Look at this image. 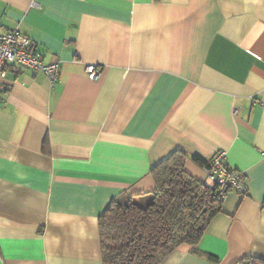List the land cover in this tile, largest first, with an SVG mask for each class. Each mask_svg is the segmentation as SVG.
I'll return each instance as SVG.
<instances>
[{
	"label": "crops",
	"instance_id": "1",
	"mask_svg": "<svg viewBox=\"0 0 264 264\" xmlns=\"http://www.w3.org/2000/svg\"><path fill=\"white\" fill-rule=\"evenodd\" d=\"M14 27L59 72L3 81L0 264H102L100 215L154 190L176 149L200 182L191 155L225 150L247 191L160 264L264 260V0H0V32Z\"/></svg>",
	"mask_w": 264,
	"mask_h": 264
},
{
	"label": "trees",
	"instance_id": "2",
	"mask_svg": "<svg viewBox=\"0 0 264 264\" xmlns=\"http://www.w3.org/2000/svg\"><path fill=\"white\" fill-rule=\"evenodd\" d=\"M187 153L176 149L150 169L155 189L139 195L120 194L100 215L102 264H160L176 247L195 246L223 198L215 186L185 170ZM191 159L207 164L197 154ZM211 260L215 258L207 256ZM234 264H264L244 256Z\"/></svg>",
	"mask_w": 264,
	"mask_h": 264
},
{
	"label": "built area",
	"instance_id": "3",
	"mask_svg": "<svg viewBox=\"0 0 264 264\" xmlns=\"http://www.w3.org/2000/svg\"><path fill=\"white\" fill-rule=\"evenodd\" d=\"M10 65L42 72L50 86L55 84L59 72L58 64L45 62L42 53L18 27L0 32V100L4 88L3 81ZM84 71L89 79H96L101 69L95 63H84ZM225 158L226 151L219 150L202 166L207 177L206 182L215 186L222 198L229 191L244 194L247 191L245 174L229 166Z\"/></svg>",
	"mask_w": 264,
	"mask_h": 264
}]
</instances>
